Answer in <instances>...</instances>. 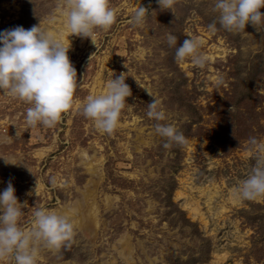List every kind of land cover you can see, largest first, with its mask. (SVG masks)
I'll return each mask as SVG.
<instances>
[{"label":"rangeland","instance_id":"rangeland-1","mask_svg":"<svg viewBox=\"0 0 264 264\" xmlns=\"http://www.w3.org/2000/svg\"><path fill=\"white\" fill-rule=\"evenodd\" d=\"M215 3L176 0L161 10L157 0H110L116 22L94 29L95 45L71 34L64 0H0V32L55 30L77 71L74 105L51 128L26 127L31 105L0 89V155L17 163L0 158V192L11 179L26 204L20 226L30 230L40 208L76 210L73 240L58 250L37 245L36 264H264V197L234 192L255 163L250 138L264 142V24L229 32ZM139 6L149 15L135 26L129 20ZM188 36L201 42L204 68L176 61ZM120 73L132 95L109 135L82 106ZM154 98L166 114L159 123L175 126L186 144L163 146L147 116ZM187 203L202 216L193 217Z\"/></svg>","mask_w":264,"mask_h":264},{"label":"clouds","instance_id":"clouds-1","mask_svg":"<svg viewBox=\"0 0 264 264\" xmlns=\"http://www.w3.org/2000/svg\"><path fill=\"white\" fill-rule=\"evenodd\" d=\"M64 2L66 25L71 34L90 38L95 45L94 29L108 30L116 22V13L110 7V0ZM157 2L161 10H172L176 0ZM261 8H264V0H216L214 5V11L219 13L221 27L229 32L244 31L249 23L254 27L264 24ZM148 15V8L139 6L129 23L143 25ZM208 28L215 32L216 23L209 24ZM188 37L181 46L176 47V61L190 59L193 65L204 68L208 57L199 51L201 42ZM167 40L169 46L177 45V36L169 34ZM0 45V89L5 95L31 105L26 110V127L34 128L38 124L54 127L62 115L73 107L78 87L77 71L68 56L70 46L57 41L40 24L29 29L16 26L0 32ZM126 79V73H120L107 83L106 92L86 97L82 114L92 120L102 133L111 135L118 127L126 98L132 95ZM159 104L154 98L147 105V116L157 121L155 131L165 139L163 146L168 148L172 143L186 144V137L175 126L159 123L166 119ZM20 135L17 129L16 137ZM250 143L256 148L255 163L246 178L239 181L234 192L240 199L251 201L264 197V142L252 137ZM0 158L5 165L17 164L6 156L0 155ZM25 205L18 201L12 180L9 179L7 187L0 192V261L12 257L15 264H36L37 245L43 244L50 250H58L70 244L74 238V225L70 220V215L76 211L74 208L65 214L37 209L33 214V227L25 231L19 224Z\"/></svg>","mask_w":264,"mask_h":264},{"label":"bare ground","instance_id":"bare-ground-1","mask_svg":"<svg viewBox=\"0 0 264 264\" xmlns=\"http://www.w3.org/2000/svg\"><path fill=\"white\" fill-rule=\"evenodd\" d=\"M50 34L57 40V41H59V39H58V35L55 33V30H52L51 32H50ZM65 33H63L62 35H64ZM60 36V35H59ZM178 196L179 197H185V195L182 193V192H179L178 193ZM186 198V197H185ZM76 206H77V208H78V206H80L78 203L76 204ZM199 206V205H198ZM185 207H187L189 210H191V213H192V215H193V217H197V216H202V214L200 213V211H199V208L197 207V205H196V203H187L186 205H185Z\"/></svg>","mask_w":264,"mask_h":264}]
</instances>
